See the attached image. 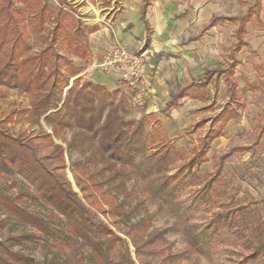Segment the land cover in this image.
<instances>
[{
  "label": "trees",
  "instance_id": "obj_1",
  "mask_svg": "<svg viewBox=\"0 0 264 264\" xmlns=\"http://www.w3.org/2000/svg\"><path fill=\"white\" fill-rule=\"evenodd\" d=\"M158 0H143L141 19L148 26L146 14ZM240 17L213 15L192 38L200 40L210 29L226 23H238L235 43L225 66L207 68L200 80L179 86L170 95L166 111L177 108L185 99L205 102L213 87L215 93L223 83L226 103L214 115L202 108L199 121L190 125L198 133L189 150L170 142L159 120L151 116L153 130L147 129V117L138 121L126 119L133 109L138 91L129 85L114 90L80 75L85 67L75 59L87 62L92 57L89 36L99 28H89L83 16L67 0H57L54 9L45 0H0V87L32 97L30 108L12 113L0 121V171L21 176L32 191L9 193L0 189V264H38L16 248L38 245L64 251L63 264H112L111 250L128 246V238L137 258H155L152 264H179L196 254L211 264H264V242L256 243L246 233L242 208H230L234 197L226 192L221 180L225 161L237 152H254L264 135V120L259 125L254 143L237 146L215 160L208 179L199 173L209 162V150L224 137L230 123L239 121L245 109L236 77L241 61L236 55L248 43L247 25H263L264 0H252ZM264 93V83L251 87ZM39 126L36 134H9L7 124L15 119ZM50 127L43 129L41 121ZM69 130L67 146L58 143ZM85 158L67 163L70 151ZM71 172L79 192L69 179ZM134 183L130 188L128 182ZM220 187H218V185ZM137 186V187H136ZM222 186V187H221ZM143 191L145 198L140 197ZM121 197H123L121 199ZM28 198L43 204L52 214L43 216L18 204ZM227 198L228 203L220 202ZM129 199L138 207L152 200L166 207L174 217L172 227L154 229V213L127 231L117 233L103 222H96L91 208L113 220L125 223L134 212L127 209ZM16 226L32 231H17ZM180 234L185 246L175 249L168 240L170 232ZM66 248V249H65ZM129 260L131 259L128 252ZM59 254L53 252L52 263ZM51 263V264H52Z\"/></svg>",
  "mask_w": 264,
  "mask_h": 264
},
{
  "label": "rangeland",
  "instance_id": "obj_2",
  "mask_svg": "<svg viewBox=\"0 0 264 264\" xmlns=\"http://www.w3.org/2000/svg\"><path fill=\"white\" fill-rule=\"evenodd\" d=\"M54 9L58 6L56 0H45ZM136 1V0H135ZM71 2V0H70ZM187 0H184V4ZM228 10L225 12L226 16L240 17L248 9L252 0H228ZM180 0H174V7L171 9L165 6L164 15H156L151 19V29L143 34L139 32H132L131 26L125 28V35L132 34L131 42L125 43L122 40L116 39L117 26L111 18L112 14L108 11L103 12L99 9L86 10L84 15L87 23H98L103 25V31L114 39L110 45V49L104 54V59L101 63H97L94 71L101 74H115L114 84L117 88L130 84L122 79L119 73V67L115 65H107L108 57L113 59L111 54L116 48L122 47L132 55L140 56L146 53L149 60V73L144 81L137 82L134 88L138 91L137 96L132 100L133 109L129 114L125 115L126 119L140 120L147 117V129L153 130L155 123L151 122V116L159 120L163 127L164 133L170 142L178 148L189 150L191 144L196 140L198 133H190L192 123L199 121L204 112L200 111L202 108L212 105L207 113L214 115L226 103L225 86L222 83L217 93L213 91V87L209 86L211 94L207 101H196L185 99L177 108L166 111L165 106L170 100V95L175 92L179 86L190 83L193 80H200L205 75L207 68H221L225 66L227 57L231 53L234 46V32L238 27V23H226L224 26L217 27L211 30L205 38L198 43H193L189 40L190 37L197 33V23L200 25L201 19L191 21L187 20V14L181 11ZM120 6V5H119ZM178 10H176V8ZM188 12V9H184ZM84 10H82L83 12ZM121 12V9L119 10ZM250 29H259L261 26L253 21L249 24ZM130 30V31H129ZM103 37V33L100 34ZM237 58L243 61V64L237 68L236 77L239 81L240 92L243 97L245 109L242 113V118L239 121L230 123L227 133L214 141L212 144L208 157L209 162L200 167L199 173L206 180L213 171V165L216 159L227 153L229 150L237 146H250L254 143L255 136L259 125L264 120V106L256 102L255 96L252 93L251 87L257 86L259 81L264 78V60L259 51L246 50L238 53ZM78 63V62H77ZM88 80V79H87ZM160 80V81H159ZM162 82V89L156 93L153 91L156 82ZM32 97L20 93L16 90H7L0 87V121L8 118L12 113H17L24 108H30ZM260 102V101H259ZM15 119L7 124L9 134L18 136L22 132L36 134L39 126H30L27 122H17ZM43 129L49 131L50 127L41 121ZM72 132L66 130L63 133V138H57L56 141L67 146V142L71 140ZM85 158L79 155L76 151H70L67 156V163L77 161ZM69 179L72 181L74 190L79 192V189L74 183L73 176L68 170ZM221 180L227 182L226 192L234 197V203L230 208H242L245 216L246 233L258 243L264 242V135L260 144L254 149V152H237L229 157L222 167ZM130 188L135 187L133 180L128 182ZM5 185L9 186V193L16 195L21 191H32L31 186L19 175H11L0 171V189ZM220 187L219 184H217ZM137 187V186H136ZM222 187V186H221ZM79 195L81 196L80 192ZM140 197L145 198L143 191L140 192ZM123 197H121L122 199ZM220 202L227 204V198H221ZM18 204L37 214L48 216L52 211L39 203L38 201L25 198L18 202ZM127 209L134 212L133 216L125 223H120L114 226L113 220L105 217L91 208V213L96 222H103L113 229L117 235L126 238L121 232L127 231L128 225L138 223L143 217L150 213L155 214L152 226L154 229H161L165 227H172L175 219L168 212L166 207L161 206L158 202L147 200L144 207H138L135 199H129L126 204ZM5 215L0 211V220ZM17 231L31 232L28 227L16 226ZM168 240L175 242V249L179 250L185 246L183 237L176 233L170 232L167 236ZM128 241V248L125 246H118L111 250L112 264H143L136 256L135 249L130 240ZM44 241H40L38 245H23L16 249L32 256L38 264H51L53 260V252L59 254L58 263L63 264L62 257L64 251L58 250L56 247H46ZM66 249V248H65ZM128 252H130L131 259L129 260ZM146 263L152 264L155 258L144 259ZM179 264H211L201 254H196L189 261H183Z\"/></svg>",
  "mask_w": 264,
  "mask_h": 264
},
{
  "label": "crops",
  "instance_id": "obj_3",
  "mask_svg": "<svg viewBox=\"0 0 264 264\" xmlns=\"http://www.w3.org/2000/svg\"><path fill=\"white\" fill-rule=\"evenodd\" d=\"M67 1L74 9L77 10L79 14L83 16V21L84 19H86L84 15L86 14L85 9L87 8L88 10H90L91 8L95 10L97 8L99 10H102L103 12L108 11L107 12L108 19L110 17L109 14H112L111 18L113 19V22L117 26V32L119 34L115 35L116 39L118 40L120 39L125 43L131 42L130 38H132V34L130 33L127 36L125 35L124 33L125 28H128L131 26L132 32L137 31L139 32V34H143L144 32H147L148 30L151 29V26H150L151 19H153L156 15L158 16L164 15L165 6H167L170 9L174 7V0H158V1L153 2L148 8V11L146 14V21L148 23V26H147L145 22L141 19V7L143 5V0H136V1L135 0H71V2L70 0H67ZM180 1L183 2V4H180V8L182 9L181 11L184 13V15L188 13L187 14L188 17L186 21L193 22L194 20L198 19L199 21V19H201V22H202L200 25H198L197 23V33L194 36L189 38V40L193 43L200 42L203 38L207 36V34L211 30L216 29L217 27H221V26H217V27L210 29L198 41L192 40V38H194L195 36L199 34L202 27L209 22V20L211 19L213 15L215 14L225 15V12L228 10V7H229V4L227 2L228 0H187L185 4H184V0H180ZM237 1L239 2L240 0H237ZM262 4H263V11L261 14V19H262L263 25L262 26L260 25L261 28L259 29L252 28V30L249 27L250 23L247 25V33H246L245 39L248 43V46L245 47L244 49H246L247 51L248 50L259 51V53L261 54V57L264 60V1ZM175 8L176 10H178L177 7ZM186 8L188 9V12L184 10ZM120 9H121V12H119ZM82 10L84 11L82 12ZM84 23L89 28L98 26L99 29L89 36L92 57L87 62L82 61L80 59H75V62L77 65L85 67V71L80 76L83 79H86V80L88 79L96 83L102 84L110 90L117 89L118 86L114 84V78H117L115 74H112V75L101 74V73H97L94 71L96 64L101 63L103 61L104 54L105 52L107 53L108 49H110V45L113 43L114 39H112L110 34H108L109 37L106 38V34L103 31L102 24H98V23L91 24V23H87V21H84ZM101 33H103V37L100 35ZM240 61L242 65L243 61L242 60ZM261 80L264 83V78H262ZM159 81L155 83V86L153 89V91H156V93H158V91L162 89V86H161L162 82H159ZM190 83L187 82L185 83V85L190 84ZM252 94L255 96V100L260 105V107H263L264 106V95L260 93H252ZM49 132L52 133L51 130H49Z\"/></svg>",
  "mask_w": 264,
  "mask_h": 264
},
{
  "label": "built area",
  "instance_id": "obj_4",
  "mask_svg": "<svg viewBox=\"0 0 264 264\" xmlns=\"http://www.w3.org/2000/svg\"><path fill=\"white\" fill-rule=\"evenodd\" d=\"M113 59L108 57L107 65H117L122 79L130 86L135 87L137 82H142L149 73V60L145 54L140 56L132 55L125 48L119 47L111 54Z\"/></svg>",
  "mask_w": 264,
  "mask_h": 264
}]
</instances>
